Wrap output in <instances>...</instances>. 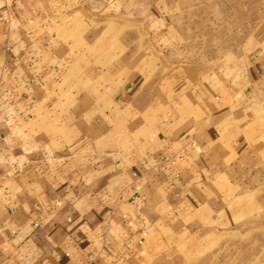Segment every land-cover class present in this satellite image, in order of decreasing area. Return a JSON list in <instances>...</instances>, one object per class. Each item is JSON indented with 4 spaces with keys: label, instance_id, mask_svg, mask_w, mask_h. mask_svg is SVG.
Wrapping results in <instances>:
<instances>
[{
    "label": "crops",
    "instance_id": "crops-1",
    "mask_svg": "<svg viewBox=\"0 0 264 264\" xmlns=\"http://www.w3.org/2000/svg\"><path fill=\"white\" fill-rule=\"evenodd\" d=\"M121 3L0 0V264H180L225 156L264 150L263 38L241 86L164 78L160 110L138 36L100 43Z\"/></svg>",
    "mask_w": 264,
    "mask_h": 264
},
{
    "label": "rangeland",
    "instance_id": "rangeland-1",
    "mask_svg": "<svg viewBox=\"0 0 264 264\" xmlns=\"http://www.w3.org/2000/svg\"><path fill=\"white\" fill-rule=\"evenodd\" d=\"M115 16L100 24V43L138 36V53H151L155 64L151 82L160 110L168 108L162 103L167 87L158 86L164 78L172 86L185 78L241 86L248 54L264 41V0H122ZM86 24L85 29L95 25ZM146 32L155 36L150 40L157 49L147 47ZM78 35L76 48L84 42ZM174 105L180 109L179 102ZM258 153L225 156L236 168H225L226 174L201 190L224 211L210 234L181 239L180 264H264V150Z\"/></svg>",
    "mask_w": 264,
    "mask_h": 264
},
{
    "label": "built area",
    "instance_id": "built-area-1",
    "mask_svg": "<svg viewBox=\"0 0 264 264\" xmlns=\"http://www.w3.org/2000/svg\"><path fill=\"white\" fill-rule=\"evenodd\" d=\"M66 256L71 257V254L69 252H66ZM65 264H68V263H65Z\"/></svg>",
    "mask_w": 264,
    "mask_h": 264
}]
</instances>
